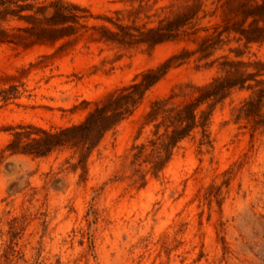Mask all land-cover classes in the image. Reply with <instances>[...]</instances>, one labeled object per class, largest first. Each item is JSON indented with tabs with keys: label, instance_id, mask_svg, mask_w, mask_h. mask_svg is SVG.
<instances>
[{
	"label": "rangeland",
	"instance_id": "1",
	"mask_svg": "<svg viewBox=\"0 0 264 264\" xmlns=\"http://www.w3.org/2000/svg\"><path fill=\"white\" fill-rule=\"evenodd\" d=\"M55 1L78 6L76 23L66 24L73 34L0 43V264H264V128L235 119L249 91L215 104L160 169L152 143L164 140L168 124L156 128L162 117L147 118L156 102H193L196 88L223 74V57L235 59L232 49L243 52L240 60L264 62V42L244 46L224 32V43L201 58L205 38L225 19H241L225 15L227 0L28 3ZM188 8L197 12L175 38L139 41ZM28 26L0 21L11 34L26 36L15 29ZM159 69L132 113L92 149L63 145L36 156L8 148L26 126L57 132L82 123L107 96Z\"/></svg>",
	"mask_w": 264,
	"mask_h": 264
},
{
	"label": "trees",
	"instance_id": "2",
	"mask_svg": "<svg viewBox=\"0 0 264 264\" xmlns=\"http://www.w3.org/2000/svg\"><path fill=\"white\" fill-rule=\"evenodd\" d=\"M28 1L0 0V21L12 18L30 25L15 29L26 36L11 34L8 30L0 27V43H12L16 38L21 44L27 46L37 42H54L74 33L75 28L66 24L69 22L76 23L77 17L72 15L71 11L79 10L78 6L55 1L48 6L35 8ZM224 4L226 7L225 15L240 16L241 19L230 25H228L230 19H225L226 26L218 33H216L217 28H215L214 33L216 34L205 38L200 45L199 52L203 54L201 58H207L211 50L224 43L221 39L224 32L233 31L237 33L239 35L237 41L243 40L244 46L264 42V0H227ZM48 9H52L51 14L45 17ZM196 12L197 10L188 8L185 13L177 16L165 27L148 30L139 41L154 45L175 38L179 28L192 19ZM37 15L42 17L38 18ZM248 20H250L249 23L244 26ZM104 34L107 36V34L112 33L104 31ZM230 51L235 54V59L223 57L224 60L219 64L223 74L214 78L209 84L196 88L198 96L193 102L174 108H166L165 101L154 103L147 118L153 120L158 116L162 117L161 122L155 126L156 128L168 124L164 140L160 143L156 141L152 143L156 147L157 153L154 168L160 169L168 160L170 150L179 141L187 137L197 125L203 127L215 104L229 96L230 92L235 89L250 93L240 108L239 114L235 118L236 121L243 117L247 123L251 124L253 131L259 127L264 128V62L243 61L239 59L243 52L238 49ZM163 74L164 70L162 71V69H159L157 73L148 71L142 74L140 83L124 87L117 94L112 93L107 96L102 104L97 105L78 125L57 132L26 126L24 129L30 131L16 133L14 141L9 144L8 148L13 152L29 153L36 156L46 155L52 149L63 145H71L78 147L81 151H88L99 142L107 131L132 113L136 104L143 97L142 94L155 84ZM207 102H210L207 105L208 110L197 112L198 108ZM197 118L201 120L200 123H197ZM168 128L170 131L167 132ZM32 133L39 135V137L31 139V142L24 146H20L21 138L28 137ZM161 152H164L162 158L159 157ZM84 155L85 153L82 152L80 158H84Z\"/></svg>",
	"mask_w": 264,
	"mask_h": 264
}]
</instances>
